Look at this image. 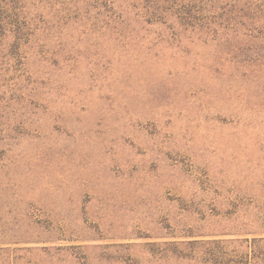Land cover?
Here are the masks:
<instances>
[{
  "label": "rangeland",
  "instance_id": "374dc122",
  "mask_svg": "<svg viewBox=\"0 0 264 264\" xmlns=\"http://www.w3.org/2000/svg\"><path fill=\"white\" fill-rule=\"evenodd\" d=\"M25 5L35 35H0V264H236L264 236V0Z\"/></svg>",
  "mask_w": 264,
  "mask_h": 264
},
{
  "label": "trees",
  "instance_id": "16d2710c",
  "mask_svg": "<svg viewBox=\"0 0 264 264\" xmlns=\"http://www.w3.org/2000/svg\"><path fill=\"white\" fill-rule=\"evenodd\" d=\"M20 3L17 7L14 5ZM26 0H3L0 3V35L14 34L15 45L26 44L36 33L33 14L25 10ZM215 243V242H213ZM229 241H220L217 244L225 245ZM245 251L238 257L236 264H264V236L253 237L237 241ZM229 257H213L216 264H228L225 260ZM230 261V259H229Z\"/></svg>",
  "mask_w": 264,
  "mask_h": 264
}]
</instances>
